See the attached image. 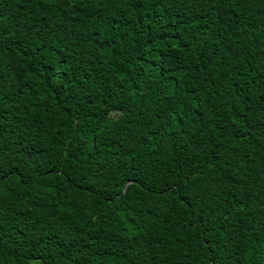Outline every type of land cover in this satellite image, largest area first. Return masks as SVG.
<instances>
[{
    "label": "trees",
    "instance_id": "1",
    "mask_svg": "<svg viewBox=\"0 0 264 264\" xmlns=\"http://www.w3.org/2000/svg\"><path fill=\"white\" fill-rule=\"evenodd\" d=\"M0 264H264V0H0Z\"/></svg>",
    "mask_w": 264,
    "mask_h": 264
}]
</instances>
